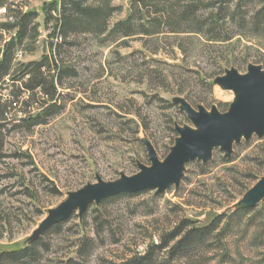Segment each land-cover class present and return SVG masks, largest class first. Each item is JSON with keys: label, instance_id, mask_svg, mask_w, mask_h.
I'll list each match as a JSON object with an SVG mask.
<instances>
[{"label": "rangeland", "instance_id": "374dc122", "mask_svg": "<svg viewBox=\"0 0 264 264\" xmlns=\"http://www.w3.org/2000/svg\"><path fill=\"white\" fill-rule=\"evenodd\" d=\"M131 2H112L121 10L109 20V30L127 19ZM29 3L38 11L37 38L16 50L21 57H14L15 64L55 55L58 14L48 17L41 11L47 2ZM0 22L12 19L4 14ZM14 35H6V40ZM223 35L235 38L223 44H210L194 33L129 39L86 34L65 40L58 60L74 75L64 76L62 86H57L51 115L44 117L40 105L25 111L19 103L1 123L0 251L29 246L49 212L70 193L99 179L131 177L140 171L138 165L151 166L143 140L162 162L178 137L175 128H193L174 100L181 99L196 111L202 107L227 112L234 94L214 79L232 68L239 74H245L249 65L264 70V30L254 33L250 26L241 29L227 21ZM9 86L10 78L0 89L3 98L9 95ZM35 115L40 125L23 122ZM263 175L264 137L234 144L230 158L216 148L206 164L197 160L186 164L177 187L93 203L82 216L74 212L58 233L39 236L49 246L39 264H116L142 253L182 220L205 227L217 215L224 216L220 230L229 224L221 240L208 238V247L194 258L174 264H264V200L228 223L233 211L229 208ZM85 238L92 239L94 247L80 260L77 250Z\"/></svg>", "mask_w": 264, "mask_h": 264}, {"label": "trees", "instance_id": "16d2710c", "mask_svg": "<svg viewBox=\"0 0 264 264\" xmlns=\"http://www.w3.org/2000/svg\"><path fill=\"white\" fill-rule=\"evenodd\" d=\"M29 1L0 0V9L5 8V18L12 19V22H0V89L8 78L11 82L9 95L3 98L0 94V128L1 123L8 119L7 111L14 110L19 103L25 111H30L32 105H40L44 108V117L51 115L56 108L57 86H62L64 76L74 75L58 60L60 47L71 36L108 34L129 39L134 36L156 38L162 34L194 33L202 35L210 44H223L235 38L223 35L227 21L236 23L241 29L250 26L254 33L264 30V0H132L127 19L110 30L109 20L116 11L121 10L112 5L116 0H54L45 6L41 4V11L48 17L55 11L58 14L54 35L60 41L55 44V55L52 59L45 57L39 62L15 64L16 50L24 44L33 43L37 38L34 22L38 18V11L29 8ZM254 4H258L257 8L249 12L248 7ZM24 6L26 10H23ZM12 32H15L14 37L6 40V35ZM22 93L25 95L21 96ZM39 95L45 100L40 102ZM38 116L27 117L23 122L40 125ZM132 195L120 194L103 200L101 204ZM248 211L233 210L228 223ZM223 219V215H217L205 227H194L192 224L195 222L182 220L157 243L149 244L142 253L135 252L116 264H174L179 260L192 259L202 248L208 247V238L221 240L229 226L227 224L220 230ZM62 225H53L42 236L58 233ZM42 240L43 237H39L17 251H0V264H39L42 253L49 249ZM93 247L94 241L85 238L77 250L78 258L85 259ZM66 264L80 263L68 261Z\"/></svg>", "mask_w": 264, "mask_h": 264}, {"label": "water", "instance_id": "95a60500", "mask_svg": "<svg viewBox=\"0 0 264 264\" xmlns=\"http://www.w3.org/2000/svg\"><path fill=\"white\" fill-rule=\"evenodd\" d=\"M43 6L46 4L43 3ZM214 83L224 91L234 94V100L225 113L215 108L210 112L202 107L194 110L181 99L174 100L186 114L192 127H176L178 137L167 157L158 160L154 148L147 140L143 144L149 155L151 166L138 165L139 172L131 177L121 175L114 182L88 184L77 192L70 193L67 200L57 209L50 211L40 225L36 238L50 227L67 221L74 212L79 216L91 204L120 194H137L148 190L164 192L172 186H179L185 166L199 161L206 164L212 158V151L219 148L225 158H230L233 145L242 140L249 141L253 136L264 137V70L260 66L249 65L245 74L235 69L226 70ZM264 200V175L229 210L253 209Z\"/></svg>", "mask_w": 264, "mask_h": 264}, {"label": "built area", "instance_id": "2783aa9c", "mask_svg": "<svg viewBox=\"0 0 264 264\" xmlns=\"http://www.w3.org/2000/svg\"><path fill=\"white\" fill-rule=\"evenodd\" d=\"M42 2H52V1H54V0H41ZM5 14V8H1L0 9V15H4ZM55 33V30H53V34ZM54 42H55V44L57 43V42H59L60 41V39L59 38H57L55 35H54ZM14 57L17 59V58H20L21 57V51H17V52H15V55H14Z\"/></svg>", "mask_w": 264, "mask_h": 264}]
</instances>
